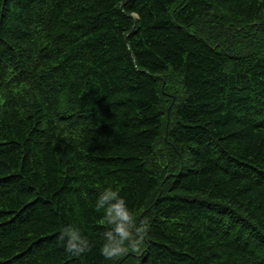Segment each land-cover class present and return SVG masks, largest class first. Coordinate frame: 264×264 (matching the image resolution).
<instances>
[{
  "label": "trees",
  "instance_id": "obj_1",
  "mask_svg": "<svg viewBox=\"0 0 264 264\" xmlns=\"http://www.w3.org/2000/svg\"><path fill=\"white\" fill-rule=\"evenodd\" d=\"M0 264H264V0H0Z\"/></svg>",
  "mask_w": 264,
  "mask_h": 264
},
{
  "label": "clouds",
  "instance_id": "obj_2",
  "mask_svg": "<svg viewBox=\"0 0 264 264\" xmlns=\"http://www.w3.org/2000/svg\"><path fill=\"white\" fill-rule=\"evenodd\" d=\"M96 207L104 210L105 221L108 225L103 233L100 254L112 261L126 254L129 247L136 250L146 225L136 226V218L119 192L110 188L105 189L98 196ZM59 240L63 243L65 250L76 257L90 250L88 239L71 225L61 230Z\"/></svg>",
  "mask_w": 264,
  "mask_h": 264
}]
</instances>
